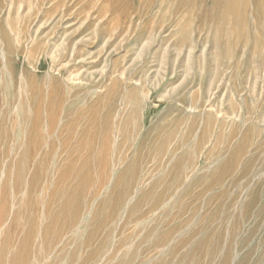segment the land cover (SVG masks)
I'll use <instances>...</instances> for the list:
<instances>
[{"label": "rangeland", "instance_id": "374dc122", "mask_svg": "<svg viewBox=\"0 0 264 264\" xmlns=\"http://www.w3.org/2000/svg\"><path fill=\"white\" fill-rule=\"evenodd\" d=\"M4 1L0 40L23 39L0 61L2 263L264 264V44L225 57L208 1Z\"/></svg>", "mask_w": 264, "mask_h": 264}, {"label": "bare ground", "instance_id": "6f19581e", "mask_svg": "<svg viewBox=\"0 0 264 264\" xmlns=\"http://www.w3.org/2000/svg\"><path fill=\"white\" fill-rule=\"evenodd\" d=\"M6 1V0H5ZM4 1V2H5ZM9 1V0H8ZM36 1V0H35ZM48 1V0H47ZM190 1V3H191V6H192V10H190V11H192L191 13H193V11H195V10H197V8L200 6V5H202V4H204L206 1H208L209 2V6L206 8V10H205V14L203 15V19H205V20H209V21H212V22H214L215 24H217L216 26L218 27L217 28V30H218V32L217 33H220V35H221V37L224 39V43H223V49H224V54H225V57L227 56V54L231 51V50H236V49H240V47H242V48H245L250 42H252L253 44H254V46H252V48H251V50L253 49V50H255L256 49V46H258L259 44H264V0H189ZM51 1H49V3H50ZM53 2V1H52ZM2 3V2H1ZM0 3V4H1ZM34 3V2H33ZM4 4V3H3ZM2 4V5H3ZM26 4H27V2L26 1H24V0H21V3H18L17 1H15V0H10L9 1V3H8V12L12 9L13 11H14V9H15V11H16V13H14L13 12V15L15 14L16 15V18H21V16L20 15H23L22 14V12L24 11V9H23V7H24V5L26 6ZM36 4V3H35ZM2 5H0V7L2 6ZM33 5V4H32ZM186 5V4H185ZM54 6V5H53ZM187 6V5H186ZM186 6H184V7H186ZM34 7V6H33ZM32 7V8H33ZM57 7V6H56ZM2 8V7H1ZM7 8V7H6ZM27 13H30L31 12V0H30V2H29V5L27 6ZM53 8V7H52ZM66 7H64V9H65ZM68 8H69V6H68ZM67 8V9H68ZM42 9V8H41ZM55 9V8H54ZM63 9V8H62ZM194 9V10H193ZM1 10H3V9H1ZM66 10V9H65ZM69 10V9H68ZM1 12V11H0ZM65 12V11H64ZM196 12V11H195ZM2 13V12H1ZM69 13V12H68ZM191 13H189V14H191ZM202 13H203V11H202ZM59 15V14H58ZM63 15H65V13L63 14ZM62 15V16H63ZM199 15V14H198ZM69 16V15H68ZM192 16H194L193 14H192ZM44 17V16H43ZM58 17V16H57ZM61 17V16H60ZM59 17V18H60ZM64 17H66V15L65 16H63V18ZM12 18V17H11ZM37 18V17H36ZM195 18V17H194ZM12 19H14L15 20V18H12ZM11 19V20H12ZM60 19H62V18H60ZM65 19V18H64ZM63 19V20H64ZM199 19H202V16H199ZM13 20V21H14ZM17 20V19H16ZM23 21H24V19H22ZM27 20V19H26ZM31 20V19H30ZM49 20V19H48ZM59 20V19H58ZM63 20H61V21H63ZM28 21V20H27ZM12 22V21H11ZM15 22V21H14ZM16 22H18V21H16ZM13 23V22H12ZM57 23V22H56ZM61 23V22H60ZM30 24V23H29ZM46 24V23H45ZM23 25H25V23L23 24ZM28 25V24H27ZM47 25V24H46ZM46 25H44V27L46 26ZM52 25H55L54 23L52 24ZM57 25V24H56ZM6 26H7V24H6ZM18 26V28H16V30H11L10 31V34L11 35H9V36H11V42H10V37H8V34L7 35H4L3 37H2V39L0 40V61H1V63L3 64V67H4V73L6 74V75H8V76H11V73H10V71H9V68H8V64H9V62H10V56L13 54V47H12V45H11V43H16V45H17V43L19 44L20 43V41H21V39H23V38H21V35H22V32L20 31L21 30V28L19 29V25L17 24L16 25V27ZM28 26H30V25H28ZM57 27V26H56ZM61 27V26H60ZM71 27V26H70ZM27 28V27H26ZM47 28H50V27H47ZM52 28V27H51ZM67 28H68V26H67ZM3 28H1V30H2ZM40 29V28H39ZM66 29V28H65ZM104 29V28H103ZM183 29V28H182ZM31 30V29H30ZM38 30V29H37ZM53 30V29H52ZM58 29H56V31H57ZM98 30V29H97ZM29 31V30H28ZM40 31V30H39ZM101 30H99V32H100ZM195 31V30H194ZM1 32H3V31H1ZM0 32V33H1ZM37 32V31H36ZM77 32V31H76ZM96 32V31H95ZM27 33V32H26ZM25 33V34H26ZM30 33V32H29ZM29 33H28V35H29ZM58 33V32H57ZM75 33V32H74ZM3 34H4V32H3ZM100 34V33H99ZM109 34V33H108ZM24 35V34H23ZM37 35H38V33H37ZM69 35V34H68ZM103 35V34H102ZM40 37V36H39ZM74 37V36H73ZM72 37V38H73ZM99 37H100V35H99ZM30 38V37H29ZM44 40L47 38H45V37H42ZM94 38H95V36H94ZM111 39V38H110ZM109 39V40H110ZM186 39V38H185ZM188 39H189V36H188ZM187 39V40H188ZM40 40V39H39ZM81 40H83V38L81 39ZM108 40V39H107ZM41 41V40H40ZM39 41V42H40ZM33 42V41H32ZM29 43H31V40L29 41ZM50 43H52V42H50ZM56 43V42H55ZM60 43H62V41L60 42ZM20 44H22V43H20ZM27 44V43H26ZM40 44V43H39ZM62 44H64V43H62ZM15 47V46H14ZM19 47V46H18ZM59 47V46H58ZM76 47H77V44H73L72 42H71V44L70 45H65V46H62L61 48H60V50H61V52L62 53H64V54H66V55H69V57L70 58H72V56L78 51L77 49H76ZM20 48V47H19ZM29 48H31V47H29ZM28 48V49H29ZM263 48H264V46H263ZM27 49V50H28ZM58 49V48H57ZM37 50L38 49H36V52H37ZM56 50V49H55ZM245 50H246V48H245ZM249 50V49H248ZM33 51H34V49H33ZM242 51V50H241ZM256 51V50H255ZM58 52H60V51H58ZM85 52V51H84ZM235 52V51H234ZM260 52V51H259ZM28 53V52H27ZM26 53V54H27ZM53 53V52H52ZM51 53V54H52ZM57 53V52H56ZM220 53V52H219ZM251 53V52H250ZM253 53H255L254 51H253ZM26 54H23L24 55V57L25 58H27V59H30V53H28V55H26ZM59 54H61V53H59ZM58 54V55H59ZM234 54H236V52L234 53ZM247 54V53H246ZM62 55V54H61ZM85 55H87V54H85ZM16 56V55H15ZM63 56V55H62ZM65 56V55H64ZM236 56V55H235ZM20 57V56H19ZM87 57V56H86ZM91 57V56H90ZM221 57V56H220ZM52 59L51 60H53V58L54 57H51ZM59 58V57H58ZM63 58V57H62ZM65 58V57H64ZM83 58V57H82ZM168 58V57H167ZM32 59V58H31ZM40 59V58H39ZM86 59V58H85ZM237 59V58H236ZM247 59V58H246ZM35 60V59H34ZM34 60H33V62H34ZM55 60V59H54ZM53 60V61H54ZM231 60H234L232 57H231ZM242 60V59H241ZM262 60V59H261ZM73 61V60H72ZM77 61V60H76ZM84 61V60H83ZM239 61V60H238ZM25 62V61H24ZM52 62V61H51ZM63 62V61H62ZM61 62V63H62ZM66 62V61H65ZM82 62V61H81ZM232 62V61H231ZM241 62V61H240ZM264 62V61H263ZM56 63H58V61L56 62ZM87 63V62H86ZM86 63H84V64H86ZM53 64H54V62H53ZM60 64V63H59ZM59 64H58V66H59ZM177 64V63H176ZM224 64H225V62H224ZM263 64V63H262ZM27 65H28V67L29 68H31V64L30 63H28L27 62ZM228 65V64H227ZM240 65H243L242 63H240L239 65H238V67L240 66ZM57 66V67H58ZM65 66V65H64ZM68 66V65H67ZM83 66V65H82ZM230 66V65H229ZM61 67V66H60ZM60 67H59V69H60ZM66 67V66H65ZM228 67V66H227ZM237 67V68H238ZM55 68V67H54ZM62 68V67H61ZM241 69V68H240ZM63 70V69H62ZM228 70V69H227ZM66 71V70H65ZM249 71V70H248ZM52 72H53V69H52ZM57 72V71H56ZM237 72H239V71H237ZM236 72V73H237ZM228 73V72H227ZM241 73H242V71H241ZM249 73V72H248ZM47 74H49V73H47ZM226 74V73H225ZM1 75V74H0ZM238 75V74H237ZM240 75V74H239ZM236 76V75H235ZM1 77V76H0ZM49 77V76H48ZM157 77V76H156ZM238 76H236V78H237ZM5 78V77H4ZM61 78V77H60ZM73 78V77H72ZM230 77H228V79H229ZM22 79V78H21ZM70 79V78H69ZM240 79V78H239ZM257 79V78H256ZM72 80V79H71ZM225 80V79H224ZM24 81V80H23ZM68 81V80H67ZM241 81V80H240ZM62 82H64V81H62ZM71 83H73V82H71ZM227 83H229V82H227ZM236 83H237V81H236ZM240 83V82H239ZM77 84V83H76ZM80 85V84H79ZM248 85V84H247ZM254 85V84H253ZM236 86V85H235ZM238 86V85H237ZM49 87V86H48ZM226 87H228V86H226ZM77 88V87H76ZM243 88V87H242ZM253 88H254V86H253ZM27 89V88H26ZM135 89V88H134ZM235 89H238V88H235ZM241 89V88H240ZM65 90H66V88H65ZM73 90V89H72ZM174 90V89H173ZM230 91V90H229ZM238 91V90H237ZM247 91V90H246ZM68 92V91H67ZM66 92V93H67ZM87 92H89V91H87ZM172 92V91H171ZM240 92V91H239ZM239 92H237V93H239ZM248 92H250V91H248ZM70 93V92H69ZM91 93V92H90ZM25 94H27V93H25ZM247 94V93H246ZM249 94V93H248ZM70 95V94H69ZM237 95V94H236ZM245 95V94H244ZM244 95H242V96H244ZM239 97V96H238ZM230 98H231V96H230ZM27 100V99H26ZM229 100V99H228ZM244 100V99H243ZM31 101V100H30ZM231 101V100H230ZM27 103V102H26ZM19 104V103H18ZM17 104V105H18ZM21 104H22V102H21ZM229 107V106H228ZM61 108H62V106H61ZM20 109V108H19ZM18 108H16L15 107V109H13V111L17 114L18 113V115H19V117H20V115H21V113H22V111H20ZM29 109V108H28ZM29 110H31V109H29ZM51 110H53V109H51ZM90 110V109H89ZM61 111H62V109H61ZM90 111H88V113H89ZM62 113V112H61ZM227 115L229 114V113H226ZM62 115V114H61ZM65 115V114H64ZM231 115V114H230ZM24 115H21V117H20V122H19V127H22V129H24L27 125V123L26 122H24L23 121V117ZM29 116V115H28ZM31 116V115H30ZM92 116V115H91ZM232 117V116H231ZM230 117V118H231ZM238 117V116H237ZM18 118V117H17ZM66 118V117H65ZM226 118H227V116H226ZM29 119V118H28ZM95 119V118H94ZM72 120V119H71ZM228 120V119H227ZM227 120H225V121H227ZM230 120V119H229ZM67 121V120H66ZM21 122H23L24 123V126H22L21 124ZM69 122V121H68ZM228 122V121H227ZM233 122V121H232ZM240 122V121H239ZM55 123V122H54ZM29 124V123H28ZM230 124V123H229ZM18 125V124H17ZM53 127V126H52ZM248 129H250L249 131H248V134H254V130H253V128L251 127V128H248ZM25 130V129H24ZM27 130V129H26ZM25 130V131H26ZM38 130V129H37ZM30 131V132H29ZM28 132L30 133V137H31V131H32V129L31 130H29ZM5 132V131H4ZM4 132H1L0 134H2L3 136H6V133H4ZM27 132V131H26ZM37 132H39V131H37ZM108 132H110V131H108ZM28 133V134H29ZM248 134L241 140V142L238 144V146H237V152L239 153V154H241V152L243 151V149L245 148V144H246V140H247V136H248ZM20 135V134H19ZM39 135V134H38ZM37 135V136H38ZM18 136V135H17ZM24 136V135H23ZM107 136V135H106ZM33 137V136H32ZM21 138H22V136H21ZM37 138V137H36ZM36 138H32V139H36ZM41 138V137H40ZM106 139V138H105ZM105 139H103V140H105ZM250 139H251V136H250ZM37 140V139H36ZM41 140V139H40ZM40 140H38V141H40ZM33 141V140H32ZM108 141H109V139H108ZM251 141V140H250ZM31 140H30V146H31ZM36 143V142H35ZM34 143V144H35ZM90 143V142H89ZM108 143V142H107ZM92 144V142L90 143V145ZM101 144V143H100ZM103 144V143H102ZM89 145V146H90ZM103 145H105V143L103 144ZM102 145V146H103ZM91 147V146H90ZM26 148V147H25ZM38 148V147H37ZM40 148H42V147H40V145H39V150H40ZM104 148H105V146H104ZM25 150H27V149H25ZM107 150V149H106ZM101 151V150H100ZM168 154H172L173 152H174V150L172 149V150H170L169 148H168ZM107 153H108V151H107ZM26 154V153H25ZM105 154V153H104ZM244 155V154H243ZM234 156H235V153H234ZM236 158V157H235ZM234 158V159H235ZM240 158V157H239ZM106 160V159H105ZM104 163H105V161H104ZM112 163V162H111ZM231 163H233V161H231ZM231 163L228 165V167L231 165ZM234 163H236V161H234ZM106 164V163H105ZM236 166V165H235ZM136 164L135 163H133L132 165H130V166H128L127 168H126V170L120 175V176H118V178H117V180H116V182H117V184L119 185V184H121V183H123V181L125 182V188H123L124 189V194L122 195V197H124L126 194H127V192L129 191V189H130V186H131V184L134 182V179H135V174H136ZM229 169V168H228ZM185 170V169H184ZM186 171V170H185ZM188 172L186 171V173L185 174H187ZM23 174H24V170L22 169V167L21 168H19L18 170H17V173H15V180H16V182L19 184L20 183V181L23 179ZM64 174H65V172H64ZM102 175V174H101ZM139 179V178H138ZM137 179V180H138ZM83 180V179H82ZM81 180V181H82ZM86 180H87V178H86ZM29 184L31 185V182H29ZM79 184V183H78ZM81 184V183H80ZM137 185V184H136ZM80 187V186H79ZM83 188V187H82ZM82 188H79V191H81V189ZM84 189V188H83ZM139 189V188H138ZM137 191V190H136ZM77 192V191H76ZM82 192V191H81ZM72 193V192H71ZM135 196V195H134ZM133 196V197H134ZM131 199V198H130ZM4 202H5V200H3ZM65 204V206L63 207V210H64V212H66V208L68 207L66 204H68V203H64ZM77 204V203H76ZM80 203H78V205H79ZM119 204V202L117 203V205ZM4 205H6V204H3V206H2V208L0 209V228L2 229L3 228V219H4V213L3 212H5L4 211ZM125 206H127V205H125ZM79 207V206H78ZM77 207V208H78ZM119 208V207H118ZM81 213V212H80ZM66 216H67V214H66ZM69 216V215H68ZM75 216H77V215H75ZM75 216H74V218L73 217H68V218H73V219H75ZM82 219V218H81ZM84 219V218H83ZM72 222V221H71ZM15 223H16V219H15ZM80 223V222H79ZM79 225V224H78ZM76 226V225H75ZM3 230V229H2ZM31 231V230H30ZM1 233V232H0ZM49 233V232H48ZM44 234V233H43ZM31 237L32 236H28V238H27V240H29V239H31ZM43 237V236H42ZM23 241H25V240H23ZM28 242V241H27ZM30 242V241H29ZM25 244H27V243H25ZM3 247V246H2ZM0 248V264H4V263H2L3 262V258L4 257H2V255H4V252H5V250H4V248L5 247H3V248ZM29 250V249H28ZM10 254V253H9ZM8 254V255H9ZM10 257V256H9ZM10 259V258H9ZM24 260V259H23ZM228 260V259H227ZM11 264H22V261L20 260H17V257H16V255H12V259H11Z\"/></svg>", "mask_w": 264, "mask_h": 264}]
</instances>
